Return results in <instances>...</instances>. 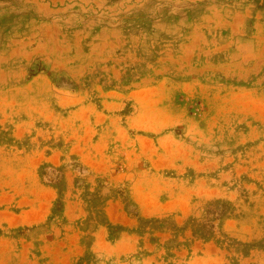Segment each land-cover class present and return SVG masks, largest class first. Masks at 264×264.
<instances>
[{
    "label": "rangeland",
    "instance_id": "1",
    "mask_svg": "<svg viewBox=\"0 0 264 264\" xmlns=\"http://www.w3.org/2000/svg\"><path fill=\"white\" fill-rule=\"evenodd\" d=\"M0 264H264V0H0Z\"/></svg>",
    "mask_w": 264,
    "mask_h": 264
},
{
    "label": "crops",
    "instance_id": "2",
    "mask_svg": "<svg viewBox=\"0 0 264 264\" xmlns=\"http://www.w3.org/2000/svg\"><path fill=\"white\" fill-rule=\"evenodd\" d=\"M2 199V198H0ZM20 204L18 207L21 208L19 213H14L8 208L0 210V216L3 221H8L11 226H31L38 222L40 215L43 210L48 207L49 201L46 199V203H43L35 197L30 198L28 196H22L20 199Z\"/></svg>",
    "mask_w": 264,
    "mask_h": 264
}]
</instances>
